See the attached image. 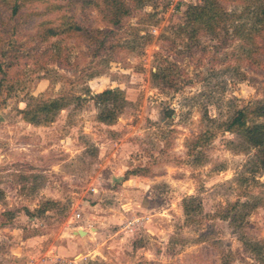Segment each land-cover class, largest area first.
Returning <instances> with one entry per match:
<instances>
[{
  "label": "rangeland",
  "instance_id": "obj_1",
  "mask_svg": "<svg viewBox=\"0 0 264 264\" xmlns=\"http://www.w3.org/2000/svg\"><path fill=\"white\" fill-rule=\"evenodd\" d=\"M121 1L114 25L113 0H0V262L262 264L264 169L223 123L264 102L263 0H224L236 16L196 40L180 26L199 0ZM108 88L113 124L92 98Z\"/></svg>",
  "mask_w": 264,
  "mask_h": 264
},
{
  "label": "trees",
  "instance_id": "obj_2",
  "mask_svg": "<svg viewBox=\"0 0 264 264\" xmlns=\"http://www.w3.org/2000/svg\"><path fill=\"white\" fill-rule=\"evenodd\" d=\"M115 1L116 16L112 19L114 25H120L123 16L130 13V9L126 8L121 0ZM148 0H140L141 4H144ZM224 0H199L198 2H190L188 5V11L186 14V23L180 26L181 33L186 35L189 39L196 40L202 30L215 31L218 28L225 27L227 22L232 19V16H236V13H230L223 5ZM245 2H257V0H243ZM13 13L16 14L20 11L19 3H14ZM255 20L259 24L257 32L264 33V0L259 6V10H256ZM82 30V27H71V29ZM226 28V27H225ZM41 34L43 41L48 40L51 37L59 35L58 29L55 27H47ZM89 37L95 39L96 34L106 36V32L102 29H97L95 35L91 32ZM260 34V35H261ZM99 37V36H98ZM155 79H161L172 85L176 84V80L170 77L164 69H159L154 73ZM171 85V86H172ZM95 103L101 106L99 114L100 121L106 124H113L117 121L120 113L123 109L122 91L120 89L108 88L102 92L96 93L93 97ZM42 103V102H41ZM65 103L59 100H53L49 102H43V104L36 105L35 107L28 106L24 109L26 118L33 123H40V117L45 115L49 119V115L61 110ZM264 116V102H257L255 107H242L237 109L233 115H231L224 123L223 127L226 131H235L243 134L247 142L258 150L259 163L261 168L264 169V122H250L251 115ZM257 251V254L261 256L262 264H264V243L257 242L253 248ZM0 264H2L0 262Z\"/></svg>",
  "mask_w": 264,
  "mask_h": 264
},
{
  "label": "water",
  "instance_id": "obj_3",
  "mask_svg": "<svg viewBox=\"0 0 264 264\" xmlns=\"http://www.w3.org/2000/svg\"><path fill=\"white\" fill-rule=\"evenodd\" d=\"M76 233H79L81 235L85 234L87 231L83 230V229H78V231H75Z\"/></svg>",
  "mask_w": 264,
  "mask_h": 264
},
{
  "label": "built area",
  "instance_id": "obj_4",
  "mask_svg": "<svg viewBox=\"0 0 264 264\" xmlns=\"http://www.w3.org/2000/svg\"><path fill=\"white\" fill-rule=\"evenodd\" d=\"M172 1H173V0H172ZM187 1H189V0H177V4L180 3V2H187ZM77 217H81V214L78 213V214H77Z\"/></svg>",
  "mask_w": 264,
  "mask_h": 264
}]
</instances>
